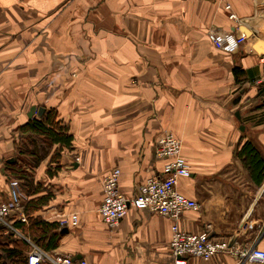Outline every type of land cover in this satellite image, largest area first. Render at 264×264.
<instances>
[{
  "label": "crops",
  "instance_id": "1",
  "mask_svg": "<svg viewBox=\"0 0 264 264\" xmlns=\"http://www.w3.org/2000/svg\"><path fill=\"white\" fill-rule=\"evenodd\" d=\"M242 27L251 36L237 45ZM260 40L264 0H0V203L9 201L15 180L4 171L16 156L13 131L31 108L57 110L73 135L53 177L51 156L34 170L42 191L21 190L22 207L10 218L27 224L25 203L49 194L35 217L79 216L77 226L62 228L50 255L86 264H175L173 219L131 208L111 229L98 211L103 180L114 168L129 198L164 174L167 160L156 150L170 132L191 171L178 191L199 204L178 219L180 230L210 226L213 238L235 250L263 249L264 182L256 186L238 157L248 141L264 156V109L256 94L264 84V47L254 48ZM26 241L28 254L35 244ZM187 264L264 263L232 254Z\"/></svg>",
  "mask_w": 264,
  "mask_h": 264
},
{
  "label": "built area",
  "instance_id": "2",
  "mask_svg": "<svg viewBox=\"0 0 264 264\" xmlns=\"http://www.w3.org/2000/svg\"><path fill=\"white\" fill-rule=\"evenodd\" d=\"M225 9L230 12L229 19L239 24L241 20L237 14L231 11V5L226 3ZM247 40L244 33L239 34L235 42L242 45ZM264 63V55L261 56ZM157 156L166 159L164 174L152 176L143 183L134 197H127L120 191L118 181L120 169L114 168L104 178L103 200L99 208L103 221L109 228H115L127 215L129 209L149 210L154 214L167 216L175 221L172 226L170 251L175 264H187L189 258H198L209 261L219 255H236L241 260L255 263H264V248H249L235 250L231 241L215 239L211 236L210 226H206L199 233H184L180 230L178 219L186 211H197L199 204L196 200L183 195L178 191L179 179L189 178L191 171L182 157V142L170 132L165 133L159 140L156 150ZM25 196L16 180L11 182L9 201L0 203V225L11 228L8 219L13 210L22 207ZM79 224L78 214L64 216L60 220L62 228L75 227ZM28 264H43L45 261L51 264H86L84 261H75L72 256L56 254L50 255L37 245H32L27 254Z\"/></svg>",
  "mask_w": 264,
  "mask_h": 264
},
{
  "label": "trees",
  "instance_id": "3",
  "mask_svg": "<svg viewBox=\"0 0 264 264\" xmlns=\"http://www.w3.org/2000/svg\"><path fill=\"white\" fill-rule=\"evenodd\" d=\"M234 73L235 76L243 74L238 70H234ZM256 94L259 99L257 108L264 109V84H261ZM13 132L16 135L14 141L16 156L11 158L15 159L13 162L8 159L4 171L18 182L19 188L26 194L41 193V186L34 184L33 172L51 156L47 172L51 177L55 175L60 167L61 153L64 149L72 147L73 135L70 127L58 117L57 110L46 109L42 116L37 115L29 119ZM256 148L248 141L238 151V157L244 162L255 185L261 186L264 182V156ZM50 200L51 195L44 194L25 203L24 214L27 224L19 218L18 220L9 218L11 228L7 229V226L0 225V264H28L26 254L30 246L26 239L47 253L54 252L59 246L62 237L60 222L44 221L33 215L35 211L48 205ZM15 230L20 235H17ZM43 264L51 263L45 261Z\"/></svg>",
  "mask_w": 264,
  "mask_h": 264
},
{
  "label": "water",
  "instance_id": "4",
  "mask_svg": "<svg viewBox=\"0 0 264 264\" xmlns=\"http://www.w3.org/2000/svg\"><path fill=\"white\" fill-rule=\"evenodd\" d=\"M242 30L246 33V36H249V37L251 36V31L250 30H248L245 27H242ZM260 45L264 47V42L262 40L258 41L257 45H255L254 48L256 50H258V47ZM260 53H262L261 56L264 55V48L262 50H260ZM45 112H46V110L44 108H42V107H40V108L33 107V108H31L28 117H29V119H32L34 117V115L42 116ZM237 117L240 118V114L239 113H237ZM241 129L243 130L244 128H241ZM14 160L15 159H11L10 161L13 162ZM64 231H66V230H64Z\"/></svg>",
  "mask_w": 264,
  "mask_h": 264
},
{
  "label": "rangeland",
  "instance_id": "5",
  "mask_svg": "<svg viewBox=\"0 0 264 264\" xmlns=\"http://www.w3.org/2000/svg\"><path fill=\"white\" fill-rule=\"evenodd\" d=\"M255 104H257V103H255ZM255 104H254V106L256 107L257 105H255ZM254 106H253V107H254ZM251 107H252V106H251ZM253 107H252V108H253ZM253 109H254V108H253ZM8 222H9V224L11 225V223H10L9 219H8Z\"/></svg>",
  "mask_w": 264,
  "mask_h": 264
}]
</instances>
